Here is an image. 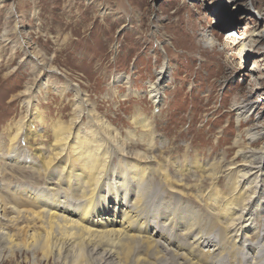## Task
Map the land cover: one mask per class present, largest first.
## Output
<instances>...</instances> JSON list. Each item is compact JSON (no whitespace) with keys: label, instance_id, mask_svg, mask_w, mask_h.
Wrapping results in <instances>:
<instances>
[{"label":"rangeland","instance_id":"obj_1","mask_svg":"<svg viewBox=\"0 0 264 264\" xmlns=\"http://www.w3.org/2000/svg\"><path fill=\"white\" fill-rule=\"evenodd\" d=\"M241 149L262 151L257 189ZM125 212L152 264H264V0H0V264L61 263L23 244L49 213L116 230Z\"/></svg>","mask_w":264,"mask_h":264},{"label":"bare ground","instance_id":"obj_2","mask_svg":"<svg viewBox=\"0 0 264 264\" xmlns=\"http://www.w3.org/2000/svg\"><path fill=\"white\" fill-rule=\"evenodd\" d=\"M241 51H239V53H238L239 55L235 56L234 58L245 59L246 54L243 55V52H241ZM244 110L247 111V109H244ZM242 112H244V111H242ZM246 116H247V114H246ZM78 117L79 116H77V118H74L71 121V126H73V128H74V126H75V128L77 127V124H76L77 120L76 119H79ZM97 125L99 127L98 129H100L105 134L103 136L108 137L107 126L104 125L103 123L99 124V122H97ZM247 133H248L247 140H249L250 142H252L251 140H257L258 136L260 135V133L256 134V133H253L252 131H250V132L247 131ZM69 137L70 136H69V133L67 131H62V132L60 131V134H58L55 137L57 139L56 142L59 144V146H61V148H60L61 151H64L67 148L66 145H67V143H69L68 142L70 139ZM74 140H75V138H74ZM104 151H105V149H104ZM88 152H86V153H88ZM98 153H99V151H98ZM98 153H96V155ZM105 153H107V151H105ZM105 153H104V155H105ZM63 154L64 153H62L60 156L58 155L59 157L57 156V158L53 159V161L57 162L58 160H60V157ZM261 154H262V151H261ZM261 154H258V150H257V152H254L250 149H247V150L241 149V150L237 151L236 156H237V158L239 157L240 162H239L238 166H236V167L237 168L239 166L241 167L238 171L239 174L237 177V181H238L237 185H240L239 186L240 190H245L247 188V186L244 187V184L245 185L252 184L254 187H256V189L258 188V186H257L258 183L256 181H252L250 183H248L247 181L250 180L249 179L250 176L254 175V173H252V171L253 170L258 171V169H260V167L262 166L263 162L261 161ZM93 156H94V154H93ZM140 156H141L140 153L135 155V157H137V158H139ZM83 158H84V156H83ZM97 158H95V159H97ZM142 158L145 160L147 159V157H145V156ZM104 163L105 162H103V164ZM80 164H82V163L80 162ZM82 165H85V167L87 168V172H88L89 167H88V165H86V162ZM64 167H65V165H64ZM103 167H104V165H103ZM62 169H64V168H62ZM95 170H96V168H95ZM96 171H98V169ZM88 173H90V172H88ZM90 175H91V173H90ZM88 176H89V174H88ZM98 176H99V174H98ZM91 177H92V180H94L93 176H91ZM91 177H89V178H91ZM97 177H95V178L97 179ZM253 178L256 179V176ZM247 179H249V180H247ZM88 181L91 182L90 179H88ZM88 181H86L87 182L86 184H90ZM94 185H96V184H94ZM235 195H236V197H239L241 195V191L239 193L237 192ZM250 198H251V196L248 198V201H247L248 203L251 202ZM105 199L107 200V198H105ZM209 201H212L214 204L217 203L216 199L213 197L211 198V196H209ZM225 203L226 204H225L223 210L220 209L219 212H221V211L225 212L224 210H226V214H227L232 209V207H231L232 201H230V202L226 201ZM219 204L221 206V203H219ZM207 205H208V203H207ZM89 206H92V205H90L89 202H87L85 207L83 208V211H81V213L79 214L78 220L80 222L83 219H85V216H87L88 209L90 208ZM109 209H110L109 206H107V204H106L103 207V212H106ZM212 209L213 208L211 207L210 210H212ZM227 209H230V210L227 211ZM246 209L247 208H243V209L239 210L238 213L235 210L236 213L233 212V213H231V217L230 216L228 217L229 226H228L227 230L230 234L234 235V237H238V235H239L238 233L240 231V228H242V226H240V223H241L240 219L242 218V215ZM15 213H16V215H19L21 212L16 210ZM137 215H138V212H133L130 214L128 212H125V214H123L122 218H121V229L115 230L114 228H111V229L104 228L103 227L104 225H102V224L100 226V229H91L90 227L79 224L78 221L68 220L65 217H59L56 214L49 213L48 214V224H47L48 226L44 227L45 228L44 233H42V235L38 232H31L29 234H25L23 236V239L25 237H26V239L23 240V244L27 248H29L31 245L37 246L38 250L42 254V258L47 259L48 257H51L54 259V261H56V262L60 261L62 264H92V263H90L91 261L94 262L95 264H128L127 261L129 259H131L133 262H135V264H152L153 259L158 258V256L161 255L160 252L158 251L159 249H157V247H156V245H158V243L155 244V242L153 241V239H151V237H146L143 235H141V236L135 235L132 231H130V230H132V227H134V225L136 223L135 220L138 218ZM213 215L216 216L215 214H213ZM38 216H40V215L38 214ZM16 218H17V216H16ZM106 222H107V220H106ZM95 223H96V221H95ZM55 228H56L57 234H55V232H56L54 230ZM167 242L169 244V241H167ZM136 243H140V245H142L143 247L141 249L139 247L136 248L135 247ZM137 252H143L145 254V256L143 257V255L139 256L138 254H135ZM163 253H162V256H163ZM205 258H206V256H205ZM185 264H199V263L192 262L190 260L189 262H187Z\"/></svg>","mask_w":264,"mask_h":264}]
</instances>
